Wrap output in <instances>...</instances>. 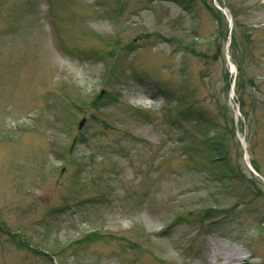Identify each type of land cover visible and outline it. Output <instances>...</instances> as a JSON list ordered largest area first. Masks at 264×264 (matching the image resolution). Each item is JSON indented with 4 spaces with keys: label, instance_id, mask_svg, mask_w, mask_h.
I'll return each mask as SVG.
<instances>
[{
    "label": "rangeland",
    "instance_id": "1",
    "mask_svg": "<svg viewBox=\"0 0 264 264\" xmlns=\"http://www.w3.org/2000/svg\"><path fill=\"white\" fill-rule=\"evenodd\" d=\"M221 244L264 264V0H0V264Z\"/></svg>",
    "mask_w": 264,
    "mask_h": 264
},
{
    "label": "bare ground",
    "instance_id": "2",
    "mask_svg": "<svg viewBox=\"0 0 264 264\" xmlns=\"http://www.w3.org/2000/svg\"><path fill=\"white\" fill-rule=\"evenodd\" d=\"M221 255L224 259L223 264H250L251 261L241 256L238 252L231 250L227 245L221 244Z\"/></svg>",
    "mask_w": 264,
    "mask_h": 264
},
{
    "label": "water",
    "instance_id": "3",
    "mask_svg": "<svg viewBox=\"0 0 264 264\" xmlns=\"http://www.w3.org/2000/svg\"><path fill=\"white\" fill-rule=\"evenodd\" d=\"M83 122H84V119H82V120L79 122L78 128H80V127L82 126ZM73 140H75V139H73ZM72 143H73V142H72ZM71 147H72V144H71L70 148H71Z\"/></svg>",
    "mask_w": 264,
    "mask_h": 264
}]
</instances>
